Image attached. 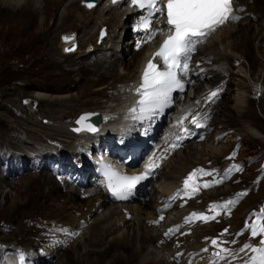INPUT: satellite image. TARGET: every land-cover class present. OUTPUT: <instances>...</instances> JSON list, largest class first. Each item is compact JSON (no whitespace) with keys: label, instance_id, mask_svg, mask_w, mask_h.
I'll use <instances>...</instances> for the list:
<instances>
[{"label":"bare ground","instance_id":"6f19581e","mask_svg":"<svg viewBox=\"0 0 264 264\" xmlns=\"http://www.w3.org/2000/svg\"><path fill=\"white\" fill-rule=\"evenodd\" d=\"M107 1L108 0H98L94 6L88 7L83 4L81 0H0V6L4 8L19 10L24 6H30L33 12L36 14L38 13L39 26H41L44 33L57 27L62 34L61 38L58 40V46L60 48L59 53H50L52 57L56 56L60 64H58V73L57 75L55 74L58 78V84L55 87L56 91H49L50 88L48 89L49 86L47 85L46 87L37 84L38 86L36 89L26 98L29 107L38 102L46 103L50 109L56 112L54 118L59 120V122L57 121L54 124L39 123L34 118L36 113L31 112L29 116L32 121H29L31 119L27 120L28 122L26 121L31 125L25 128L28 131L23 129V131L30 136L28 134L24 136L23 132H13L10 137L6 138L8 139L9 146L24 151L26 147H31L30 145L39 142L36 136H31H33L34 133L40 132L46 136L45 141L49 143H62L64 147L73 148L74 143L85 138L86 135L84 133L85 130L76 132L72 131V129L70 130L69 127L75 125L74 118L85 111H96L102 113V117L107 118L106 121L100 120L98 128H112L114 126L111 122L112 111H115L125 95L124 93L115 92L118 87L117 82L120 84H129L130 81L138 77L144 60L150 54L153 45L146 43L138 50H130L131 46L129 44L131 41L133 42V40L129 38L123 40L121 37L128 34L127 18L134 12V9L126 8L118 4L110 6ZM261 1L262 0H238L240 5L245 6L240 12L244 13L248 11V14L240 20L242 29L235 28L234 22H228L219 26L199 49L200 53L205 52L206 54H214L212 57L213 61L204 64L209 67V71H216L217 76L214 79L206 80L205 83L209 82L213 84L217 82L223 76L220 75L221 71L225 70L229 73L231 72L232 77L229 79V82L232 83L233 86L229 87L227 84L226 89H232V94L230 96L231 103L227 107L231 109L232 113L238 116H247V118L248 116H254L248 100L250 92L252 91L251 96H254L261 87L259 99L264 96V5L258 7L259 4H256L259 2L261 4ZM74 4V12L71 13ZM251 20H253V22H250ZM48 25L51 26L49 27ZM103 25L106 28V37L99 42L97 41V33ZM18 32L19 30L16 26L8 29V33H11L12 36L18 34ZM44 33L41 31V34ZM64 34L70 38L68 41L63 39ZM1 35H3V33ZM71 41L76 43V47L71 51L64 50V46ZM83 44H85V46L81 47ZM32 47L33 46H30V48ZM253 48L259 59L257 65L243 64L244 61L247 62V60L244 59V55H249ZM129 51L133 54L131 61L135 60L133 64L131 61L125 59V55H127ZM131 55L129 57H131ZM92 56H95L92 63H87V60ZM46 57L48 58V56ZM229 57L232 58V62L234 59L238 61L232 70L228 67V65H230L228 61ZM256 67L257 69L255 70ZM84 69L89 71L86 76L78 72ZM70 75L72 77H70ZM83 76L87 78L84 82L82 81ZM69 79L71 80L70 82H68ZM71 82H75L72 87L70 86ZM78 82H82V85H77L76 83ZM29 83L30 82H28V85L32 84ZM92 93H94V97H90ZM194 96L195 95L189 94L188 98L192 99ZM97 97L100 99H97ZM219 104L220 102L218 101L214 105L216 109L214 114L219 109ZM19 109L21 110L22 108L20 107ZM214 114L212 120L213 122H218L219 120L217 121L213 118L215 117ZM65 116L71 117L74 121H70V123L60 121L61 118ZM223 121L226 122L225 120ZM32 123L37 124L38 128L33 127ZM120 124H124V120H122ZM251 124L253 123L247 120L246 131L253 137L264 142V135L255 127L251 126ZM227 127L228 126H224L223 128ZM98 128H96V131H98ZM236 132L239 133V131ZM28 138L36 141L29 142L27 140ZM38 139L40 140V138ZM4 145L5 141L0 139V158L8 154H14V152L9 151L8 148L5 149ZM220 145L225 146V149L228 148V144L222 142L214 143L210 137L202 142L191 141L187 143L184 148L177 149L165 161L164 169L160 171L152 187L148 189L147 194H150V199L153 197L157 205L159 196L172 189L177 184V181L193 167L195 168L198 165L205 166L206 161L210 159L213 161H220L221 156L227 152L222 153L221 150H224V148ZM220 152L222 155H220ZM178 160L181 161L178 162ZM2 172L3 165L0 166V186L2 185L0 199L4 202L3 204L0 202V209L8 207V209L12 210V205H15L19 198L17 190L24 184L17 185V183L12 181L29 175H37V177H35L36 185L40 189L39 198L37 197L39 202L38 207H43L48 210L49 217L47 218L66 223H77L80 217L90 215L92 221L84 228L82 234L73 240L67 248H69V246L70 248L71 246H77L75 242L77 243L80 241L81 250L83 251L81 254L90 250H95L96 253L99 252L104 254L102 252L107 251V246L111 244V242L116 241L117 251L121 244H124L128 246L126 251H131V245L133 246V251L139 253L132 260L135 264H174L167 262L165 260V254L160 253L161 250L166 251L170 248V242L162 244L160 247L155 245V241L160 237L161 225L155 226L150 224L149 221L150 218L155 217L154 210L156 205L152 211H147L149 206L144 207V204L147 202L146 200L137 199L127 203H109L106 201L105 194L99 192L85 198L79 196L77 187L66 189L62 192L61 186L54 178L43 171L29 173L22 177H18V179H9L6 175H3ZM224 185H226V188L231 186L223 184L218 188L205 191L204 195L206 198H210V196L217 192V190H220V187ZM12 187L15 192L10 194L9 190ZM234 188L236 187H233V189ZM229 190L231 189H228V191ZM253 195L255 194L250 192L244 199ZM58 196H64L63 202L57 200ZM77 199L82 200L84 205H80ZM9 201L11 204L7 205ZM257 202L264 208V202L261 199L257 200ZM239 204L235 209L231 222L237 221V216L241 214L236 212ZM84 206H86L85 209ZM100 206H102L101 209H99ZM122 207L128 209L132 214L131 218H125ZM246 223V212H244L239 216V226H243ZM212 225V223L202 225L200 227V232H202V234L208 232ZM155 227L157 229H155ZM143 235H147L145 239L149 242L146 241L144 237L142 238ZM192 235L195 236L193 241L196 242L198 239L196 232ZM250 236V231H244L242 234V241L248 239ZM35 242L36 237L30 239L24 246L30 249ZM0 243L7 244L1 240ZM13 245L18 244L13 243ZM150 245L151 247H149ZM58 249L59 248L50 250L52 256H59L58 253L60 250L58 252ZM118 256L124 257L120 252L114 254V257L117 258ZM57 259H55V263L53 262V264L57 263ZM67 260L69 261L68 258Z\"/></svg>","mask_w":264,"mask_h":264},{"label":"rangeland","instance_id":"374dc122","mask_svg":"<svg viewBox=\"0 0 264 264\" xmlns=\"http://www.w3.org/2000/svg\"><path fill=\"white\" fill-rule=\"evenodd\" d=\"M256 4L257 5L259 4L260 6L258 5V7H261L264 5V0L261 1V4L260 2ZM22 8L16 10V9L4 8L0 6V139L5 141L4 148L5 149L8 148L9 150L14 149V147L8 145V139L6 138L10 137V135L13 132H23L24 136L28 134L25 133L23 129L27 130L25 129L26 126L31 125L30 123H27L28 122L27 120L31 119L29 113L31 112L36 113V115H34L35 117L34 116L32 117H34L37 122L39 123L41 122L42 124H54L57 121L59 122V120L54 118V116H56V112L53 109H50L46 105V103L38 102L32 105L31 107H29V103L27 102L26 98L29 97V94L32 93L38 85H44V86L47 85L49 86L48 89L50 88L49 91H56L55 87L58 84L57 81L58 78L56 77V75L58 73L57 70H58L59 61L57 60L56 56L52 57L50 53H54V52L59 53L60 48L58 46V40L61 38L62 34L60 33V29H58L57 27L52 29L51 31H47L44 33L43 29H41V26H39L40 25L38 20L39 16H37L38 13L36 14L35 12H33V9L30 6L28 7L24 6ZM74 8H75V4L74 6H72L71 13L74 12ZM251 16L255 17L254 15ZM250 22H253V20H251ZM234 24H235V28L242 29L240 21L235 22ZM14 26L18 28L19 32L18 34L12 36L11 33H8V29ZM41 31L44 34H41ZM2 33L3 35H1ZM128 38L131 39V36H127L126 39ZM97 41H98V35H97ZM129 45L131 46L130 50L134 49L132 41L130 42ZM30 46L33 47L30 48ZM84 46L85 44H83L81 47ZM131 54L132 53H130L129 51L128 54L125 55V59L131 61V59L133 58V54L132 55ZM130 55L131 57H129ZM210 55L212 57L214 56V54H210ZM46 56H48V58ZM231 59H232L231 57H229L228 59V61L230 62V65H228L230 70H232L235 66V64L232 63ZM244 59H246L248 62L247 63L246 61H244L243 64L245 65L252 64L253 66H256L257 61H259L254 48L251 50L249 55H244ZM131 62L133 64L135 60ZM256 69L257 67L255 68V70ZM82 71L81 70L78 71L79 74L83 73L86 76V74L89 73V71L85 69ZM85 76L82 77L83 82L86 81L87 79ZM70 77L72 76L70 75ZM231 77L232 74L227 80V84L229 87L233 86V84L229 82V79ZM70 81L71 80L69 79L68 82ZM28 82L32 84L28 85ZM74 83L75 82H71L70 86L72 87ZM76 84L81 86L82 82H78ZM204 87H205V82H202L201 85L196 87L193 91L194 92L200 91ZM231 94H232V89L231 90L226 89L224 96L219 101L220 102V104L218 105L219 111L217 110V112L214 114L215 117H213L217 121L219 120L218 122L220 123L214 122V124L215 126L220 125L221 126L220 128H223L224 126H228V127L231 126L232 128L235 129L234 134L236 131H239V134L241 135V140L243 142L242 146L240 147V155L244 158H249V157L260 158L259 160H256L253 166L252 163H250L249 166L252 168L262 160L261 166L262 169H264V142L257 139L256 137H253L251 134H249L246 131L247 120H249L250 123L251 122L253 123L251 124V126L255 127L259 132H261L264 135V96L261 99H259V96L258 98L255 97L256 94L254 96H251L252 91L250 92V97L248 98V100H249L250 108L251 110H253L252 112L254 113V116L250 115L251 117L248 116L247 118V116H238L232 113L231 109L227 107L231 103L230 101ZM90 97H94V93L90 94ZM97 99L100 98L97 97ZM20 107L22 108L21 110L19 109ZM74 119L65 116L64 118H61L60 121L65 123H70V121H74ZM223 120H225L226 122H224ZM29 121H32V119ZM32 126L38 128L37 124L35 123H32ZM69 129L71 130V127H69ZM35 136L39 142L35 143L34 145H30L31 147H26L25 148L26 150L24 151L20 150V152L28 154L32 149H35L34 151H45V149L46 150L49 149L48 146L52 143L45 141L46 136H44L43 133L40 132L34 133V135L31 137H35ZM38 138H40V140ZM27 140L29 142L36 141V140H32L31 138H28ZM221 142L224 144H228V148L226 149L225 146L220 145L224 148V150L222 149L223 151L221 150V152L224 153L230 148L232 141L228 140ZM221 152L220 155H222ZM180 161L181 160H178V162ZM253 173L255 172L251 171L250 175ZM24 175H27V173ZM35 177H37V175L34 176L29 175L22 177L20 179L17 178L18 180L16 181H12L17 183V185L24 184L23 186L18 188L19 190H17L19 194V198L16 201L15 205H12V210L8 209V207L0 209V240L3 241L4 243H7L8 245H13V243H15L18 244L15 246H20V245L24 246V244L29 242L30 239L37 237V233H39L38 224L47 223L49 221L59 222V221H55L54 219L47 218L49 217L48 210L44 209L43 207H38L39 202L37 197L40 193L39 191L40 189L36 185ZM262 180L263 182L261 181V187L259 191L253 192L255 194L253 196L246 197L239 204L236 210L237 213L239 212L242 214L250 208H255V206L257 205V200H259L261 195L264 193V176ZM228 185L231 186L229 188H226V185L220 187L221 189L217 190V192H215L212 196H210V198L217 197L221 192L228 191V189H233V187L239 186V184H232V183H229ZM1 188L2 185L0 186V190ZM61 189L62 192L65 191V189L64 190L63 188ZM14 192H15L14 188L12 187L9 190V193L11 194ZM78 192L79 191H77V193ZM1 200L2 199H0V202L1 204H3L4 201ZM57 200L63 202L64 196H58ZM77 200L80 205H84V202L82 200L79 199ZM143 200L147 201L146 202L147 204L145 203L144 207L149 206L147 211H152L156 205L154 198L152 197L150 199V194H147L145 195ZM10 204L11 203L9 201L7 205ZM85 208L86 206H84V209ZM241 214L237 216L238 217L237 221L232 222L234 226H237L239 224V216ZM33 220H37L38 223L35 225L34 224L31 225V221ZM221 224H216L215 226L219 227ZM155 229L157 228L155 227ZM143 237L145 239L147 235L145 236L143 235L142 238ZM145 240L148 241L147 239ZM75 245L77 246L75 247L71 246V248L70 246L69 248H67L68 247L67 246L61 250L59 248L58 252L59 250L60 252L58 253L59 256L58 257L56 256V259L58 258L56 264L59 263L61 264H135L133 263L132 260L136 255L139 254L138 252L133 251V246L131 245H130L131 251H126L128 246H125L124 244H121L120 248L117 251L116 241L111 242V244L107 246V251L102 252L104 254H101L99 252L96 253L95 250L86 251L85 253L81 254L83 251L81 250L80 241L77 243L75 242ZM149 247H151V245ZM119 252L121 255H124V257L123 256H118L117 258L114 257V254ZM67 258L69 259V261L67 260Z\"/></svg>","mask_w":264,"mask_h":264},{"label":"water","instance_id":"95a60500","mask_svg":"<svg viewBox=\"0 0 264 264\" xmlns=\"http://www.w3.org/2000/svg\"><path fill=\"white\" fill-rule=\"evenodd\" d=\"M81 2L83 4H85L86 6L88 7H91L92 5H94L95 3V0H81ZM104 35V31H100L99 33V38L103 37ZM63 39L65 40H69L70 38L67 36V35H63ZM76 47V43L74 41H71L69 43H67L65 46H64V50L66 51H70V50H73L74 48ZM89 120V119H94L95 121L96 120H99V115L96 111H86V112H82L80 113L77 118H76V121L77 123H79L80 125L86 121V120ZM97 122V121H96ZM95 127H90V129H94Z\"/></svg>","mask_w":264,"mask_h":264}]
</instances>
